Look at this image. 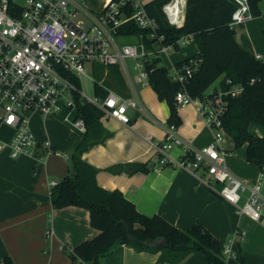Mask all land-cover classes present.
<instances>
[{"label":"crops","instance_id":"crops-1","mask_svg":"<svg viewBox=\"0 0 264 264\" xmlns=\"http://www.w3.org/2000/svg\"><path fill=\"white\" fill-rule=\"evenodd\" d=\"M234 30L237 45L264 61V11ZM197 52L198 49L193 55ZM191 56H181L174 63L170 60L171 68ZM217 90L219 87L211 92ZM125 93L138 98L148 113L128 109V124L112 118L101 121L107 134L91 142L82 154V160L97 169L96 184L105 190L120 191L139 213L159 215L181 231L199 223L221 245L240 229L245 233L233 248V256L224 260L225 264H264V210L258 222L239 215L233 205L217 195L213 183V188L207 186L208 175L175 166L173 163L183 158L181 145L168 152L171 163L154 165L151 159L155 144L165 138L168 107L157 99L149 85H130ZM177 111L181 125L175 130L176 135L189 143L191 150L207 146L211 133L196 108L186 105ZM36 115L44 120L52 116L36 112L30 117V129L37 139L50 141L58 155L45 154L38 161L27 156L11 158L8 150L0 151V264H5L6 259L10 264H87L73 258L71 253L75 246L97 234L90 225L89 212L75 206L54 209L50 201V183L59 182L70 168L69 155L58 150H72L78 134L67 126L55 125L51 132L33 129L31 120ZM12 133L1 126L0 142L8 141ZM250 133L264 137V127L251 126ZM225 146L228 169L248 183L260 181L264 194V172L246 160V146L235 147L227 136ZM136 163L147 164L149 170L128 173L127 166ZM114 166H122L123 171L109 173L107 169ZM47 231L51 235L47 236ZM158 257V253L138 252L120 245L100 264H155ZM178 264L208 263L203 254L192 253Z\"/></svg>","mask_w":264,"mask_h":264},{"label":"built area","instance_id":"built-area-1","mask_svg":"<svg viewBox=\"0 0 264 264\" xmlns=\"http://www.w3.org/2000/svg\"><path fill=\"white\" fill-rule=\"evenodd\" d=\"M81 1V0H80ZM149 0H106L101 11L88 12L77 0H0V127L12 130L8 141L0 142V151L8 150L11 158L27 156L41 161L45 154H57L48 140L37 139L30 129L31 115L60 117L69 129L77 134L86 130L85 122L74 117V93L78 92L83 101L92 104L102 113L101 121L112 118L128 124V109L148 113L135 96L122 97L107 89L105 99L92 100L81 94L67 78L72 74L80 79L92 78L96 66L108 68L118 66L128 78L131 86L148 85V71L145 64L151 59L170 56L177 49L192 43V35H185L175 44L163 43V35H157L156 21L149 17L145 4ZM185 1L168 0L161 6L165 20L171 26L182 27ZM236 4L228 26L236 29L253 19L250 0H232ZM85 13L90 25L76 20V12ZM129 22L147 31V38L153 39L147 47L142 36L133 42L117 34V29ZM132 61L131 72L128 61ZM200 60L190 58L187 63L175 65L168 71L170 79L181 89L174 95L178 108L193 105L204 124L210 130V143L201 148H189V143L180 139L173 126L165 125L163 142L155 144L151 162L156 166L171 163L168 152L181 145L183 158L175 166L191 172L202 171L208 175L207 186L221 185L217 195L237 209L239 215L252 221H260L264 210V194L261 182L248 183L235 176L226 164L228 151L225 146L226 133L222 117L227 109V97H236L243 91L240 85H228L225 90L206 93L202 98L193 99L185 86L198 69ZM188 157H185V156ZM51 187L56 183L51 182ZM242 202V203H241ZM222 245L223 259L233 256V248L243 237L240 229ZM47 231V236L51 235Z\"/></svg>","mask_w":264,"mask_h":264},{"label":"trees","instance_id":"trees-1","mask_svg":"<svg viewBox=\"0 0 264 264\" xmlns=\"http://www.w3.org/2000/svg\"><path fill=\"white\" fill-rule=\"evenodd\" d=\"M167 1L149 0L145 8L149 17L156 21V34L163 35L164 44H175L176 40L188 34L192 35V43L198 47V52L190 58L199 59L200 67L189 79L185 90L193 99L202 98L220 77V90L227 89V80L243 87L240 95L226 98L227 109L222 117V126L235 147L246 146V160L264 172V137L250 133L251 126L264 127V61L244 51L235 41V30L228 24L236 4L232 0H187L183 26L175 27L167 23L161 11V6ZM260 1H249L254 17L261 14L258 7ZM117 34L125 37L127 42L142 36L147 47L153 43V39L147 38V31L132 22L120 26ZM175 49L180 50L177 45ZM190 58L180 61L177 66L187 63ZM159 62L157 58L145 64L148 85L157 99L168 107L166 125L178 128L181 120L174 95L181 87L170 79L168 70ZM101 68L104 70V67ZM103 70L96 74L94 97L105 99L107 89H114L122 97H128L124 91L126 88L121 68L108 67L104 77ZM67 78L77 90H81L76 76L69 73ZM80 96L78 92L74 93L73 116L84 120L86 130L77 135L72 145L69 172L51 187L50 201L54 209L75 206L87 210L90 225L97 234L75 246L71 256L87 264H100L113 253L114 248L125 245L138 252L158 253L155 264H178L192 253L203 254L208 264H225L221 254L222 245L201 224L181 231L159 215L139 213L133 202L128 201L120 191L105 190L96 184L97 169L83 161L82 154L91 146V142L101 140L107 130L101 122L103 112L83 101ZM127 167L128 173H146L149 170L144 163ZM107 171L117 174L123 170L122 166H114ZM5 264H10L8 259Z\"/></svg>","mask_w":264,"mask_h":264},{"label":"rangeland","instance_id":"rangeland-1","mask_svg":"<svg viewBox=\"0 0 264 264\" xmlns=\"http://www.w3.org/2000/svg\"><path fill=\"white\" fill-rule=\"evenodd\" d=\"M20 1L23 3L24 0H20ZM77 2L78 3L81 2L88 12H92L94 14V13H97V12L102 10L103 5L105 3V0H81V1L77 0ZM258 7L261 11H264V0L260 1ZM76 20L82 21L83 27L85 29H87L90 25V22L88 21L87 17L85 16V13H83L81 11L76 12ZM197 49H198V47L195 43H191L189 45H184L180 50L175 51L173 54H171L170 57L163 56L161 61L159 62V65L170 70L171 69L170 60L174 63L181 56L193 55ZM128 64H129L128 66L131 69L130 71L133 72L132 61L129 60ZM106 69L107 68H104V70H103L101 68V66H96L95 73H93V74L91 72L88 73V75L92 78L91 80H89V79L87 80V78H85V77H80L79 81H80V85H81V94L85 95V97L92 100L94 98L93 83L97 79L96 74L99 70L100 71L103 70V77H104L107 73ZM123 79H124V85L126 88L124 91L126 92V90H130V85H129L128 78L124 74H123ZM218 86H219V80L215 81L214 84H212L207 89V91L211 92V91H213V89L218 88ZM111 90L116 92L114 89H111ZM116 93H118V92H116ZM31 121H32L31 122V124H32L31 128L36 129L40 132H44V130L45 131L48 130L49 132H51L52 128L55 129V125L62 127V128L66 127V124L64 122H62L60 117H58L57 115L49 117L48 120H44V119H42V117L36 115L35 117L32 118ZM58 152L67 153L69 155V159H70V156L72 154V150H68V151L67 150L66 151L65 150H61V151L58 150ZM214 186L217 189L221 188V185L217 184V183H214Z\"/></svg>","mask_w":264,"mask_h":264},{"label":"bare ground","instance_id":"bare-ground-1","mask_svg":"<svg viewBox=\"0 0 264 264\" xmlns=\"http://www.w3.org/2000/svg\"><path fill=\"white\" fill-rule=\"evenodd\" d=\"M183 1H184V0H178V3H182V4H183Z\"/></svg>","mask_w":264,"mask_h":264},{"label":"water","instance_id":"water-1","mask_svg":"<svg viewBox=\"0 0 264 264\" xmlns=\"http://www.w3.org/2000/svg\"><path fill=\"white\" fill-rule=\"evenodd\" d=\"M185 3H186V1H185ZM99 102H101V99H99ZM160 245H162V244H160Z\"/></svg>","mask_w":264,"mask_h":264}]
</instances>
